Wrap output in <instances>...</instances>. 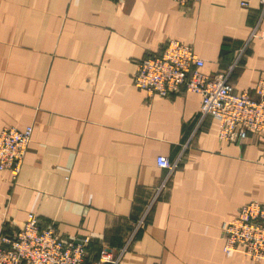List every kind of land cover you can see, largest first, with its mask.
<instances>
[{
    "label": "crops",
    "instance_id": "0c3cea01",
    "mask_svg": "<svg viewBox=\"0 0 264 264\" xmlns=\"http://www.w3.org/2000/svg\"><path fill=\"white\" fill-rule=\"evenodd\" d=\"M259 13V0H0V130L32 125L17 176L0 169V233L34 212L89 237L90 261L125 245L117 264H264L222 249L223 224L264 202V139L220 140L215 118L198 122L199 94L147 97L132 82L138 60L177 39L207 73L244 47L229 83L251 94L264 80ZM185 142L163 182L156 156Z\"/></svg>",
    "mask_w": 264,
    "mask_h": 264
},
{
    "label": "built area",
    "instance_id": "2783aa9c",
    "mask_svg": "<svg viewBox=\"0 0 264 264\" xmlns=\"http://www.w3.org/2000/svg\"><path fill=\"white\" fill-rule=\"evenodd\" d=\"M175 1L186 5L199 0ZM240 3L245 6L248 0H240ZM259 3L258 22L264 18V0ZM257 25L251 37L261 35ZM243 50L244 47L238 50L224 71L207 73L203 71V58L191 45L168 39L159 54L136 62L132 82L147 97L168 96L181 88L199 94L198 122L206 117L215 118L220 140L242 141L248 136L264 139V80H258L251 94L246 90L237 92L229 83L230 73ZM31 134L32 125L23 129L6 125L0 130V169H9L13 178L20 171ZM186 146L187 142L173 159L156 156V165L166 172L163 182L182 160ZM222 230L225 255L238 252L254 262L264 261V202L251 200L243 204L237 214L223 224ZM89 239L87 236L78 240L60 236L53 226L42 225L34 212H28L25 222L14 233H0V264H117L126 247L120 248L117 255L108 248H101L99 258L90 261L86 257Z\"/></svg>",
    "mask_w": 264,
    "mask_h": 264
},
{
    "label": "trees",
    "instance_id": "16d2710c",
    "mask_svg": "<svg viewBox=\"0 0 264 264\" xmlns=\"http://www.w3.org/2000/svg\"><path fill=\"white\" fill-rule=\"evenodd\" d=\"M99 250H100V249H99ZM99 250H98V252H97L98 254H99ZM87 251H88V244H87ZM98 254H97V255H98Z\"/></svg>",
    "mask_w": 264,
    "mask_h": 264
}]
</instances>
